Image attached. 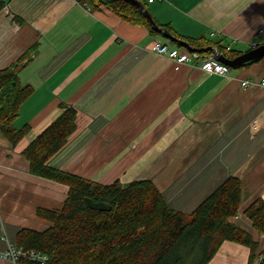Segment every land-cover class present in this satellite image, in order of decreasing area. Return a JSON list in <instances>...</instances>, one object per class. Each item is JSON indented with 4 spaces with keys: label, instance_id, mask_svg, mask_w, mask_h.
Masks as SVG:
<instances>
[{
    "label": "crops",
    "instance_id": "obj_1",
    "mask_svg": "<svg viewBox=\"0 0 264 264\" xmlns=\"http://www.w3.org/2000/svg\"><path fill=\"white\" fill-rule=\"evenodd\" d=\"M5 1L0 69L28 51L18 75L34 90L13 121L16 128L29 125V132L16 144L0 132V250L3 236L15 241L21 228L52 225L37 208L61 209L68 186L32 174L20 152L64 107H73L77 126L49 160L53 167L100 184L151 180L167 205L183 213L228 176L239 177L242 201L231 221L257 241L255 258L249 261L248 247L225 241L208 264H264V234L244 214L264 199V87L257 84L264 57L238 70L228 66L225 76L201 70L198 62L175 69L152 45L179 44L103 4ZM142 1L153 19L184 37H204L240 54L264 44V0ZM209 48L195 49L224 55ZM0 264L10 263L0 256Z\"/></svg>",
    "mask_w": 264,
    "mask_h": 264
},
{
    "label": "trees",
    "instance_id": "obj_2",
    "mask_svg": "<svg viewBox=\"0 0 264 264\" xmlns=\"http://www.w3.org/2000/svg\"><path fill=\"white\" fill-rule=\"evenodd\" d=\"M92 2L103 4L124 21L146 26L152 34L162 36L151 27L135 3L126 0ZM5 4V0H0V11ZM13 19L18 20L15 16ZM154 20L158 26L201 51L208 53L209 46L214 45L228 58L242 52L225 50L220 43L204 37H184L169 24ZM27 54L28 51L0 69V132L12 144L30 130L26 124L20 128L13 126L21 105L34 90L32 85L22 83L18 75V64L31 56ZM76 116L75 108L64 107L20 152L32 174L64 184L68 192L61 209H36L37 216L52 225L42 231L19 229L14 241L18 246L45 253L48 260L43 264H208L221 245L231 241L248 247L249 261L254 260L257 241L231 221L242 201L243 185L239 177L228 176L192 212L183 213L167 205L151 180L131 181L125 186L118 181L100 184L55 168L49 160L75 131ZM85 198L105 202L110 210L91 209ZM244 214L252 228L264 234V199H255ZM24 263L41 264L29 260Z\"/></svg>",
    "mask_w": 264,
    "mask_h": 264
},
{
    "label": "built area",
    "instance_id": "obj_3",
    "mask_svg": "<svg viewBox=\"0 0 264 264\" xmlns=\"http://www.w3.org/2000/svg\"><path fill=\"white\" fill-rule=\"evenodd\" d=\"M152 51L158 55L167 57L173 63L175 69H178L184 63L194 64L198 62L197 65L199 68L207 73L221 76H225L229 73V67L217 60L220 55L217 50H214L210 55H206L199 50H190L184 47H171L167 43L156 40L152 45ZM248 84V81L242 82V85ZM257 84L264 87V77H262ZM3 239L5 240V247L0 250V256L9 261L10 264H25V260L43 264L48 260V256L41 251L23 249L15 242L10 241L6 236H3ZM261 258L264 260V255Z\"/></svg>",
    "mask_w": 264,
    "mask_h": 264
},
{
    "label": "water",
    "instance_id": "obj_4",
    "mask_svg": "<svg viewBox=\"0 0 264 264\" xmlns=\"http://www.w3.org/2000/svg\"><path fill=\"white\" fill-rule=\"evenodd\" d=\"M132 3H135L139 6L141 13L144 15V17L148 20L151 27L162 34L165 38H167L170 41H173L180 46L186 47L190 50H196L193 48L187 41L179 39L172 35L167 29L160 27L156 24L155 20L145 7V5L140 0H126ZM264 57V44H261L257 46L256 48L250 49L246 52H243L242 54L234 57V58H228L225 55H220L217 60L224 63L225 65L231 67V68H239L244 66L246 63L251 61H259L261 58ZM85 203L87 207L91 209L96 210H110V205L105 202H94L90 198H85Z\"/></svg>",
    "mask_w": 264,
    "mask_h": 264
},
{
    "label": "rangeland",
    "instance_id": "obj_5",
    "mask_svg": "<svg viewBox=\"0 0 264 264\" xmlns=\"http://www.w3.org/2000/svg\"><path fill=\"white\" fill-rule=\"evenodd\" d=\"M159 36H161V35H159ZM161 38L162 39H164V40H167V39H165L163 36H161ZM170 42V41H169ZM171 43V42H170ZM258 62H255V63H253V64H251V65H256ZM239 68H236V69H231V70H238ZM255 124V123H254ZM14 242V241H13Z\"/></svg>",
    "mask_w": 264,
    "mask_h": 264
}]
</instances>
